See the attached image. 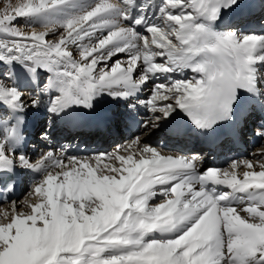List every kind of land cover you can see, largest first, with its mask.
Here are the masks:
<instances>
[{"label":"snow or ice","instance_id":"obj_1","mask_svg":"<svg viewBox=\"0 0 264 264\" xmlns=\"http://www.w3.org/2000/svg\"><path fill=\"white\" fill-rule=\"evenodd\" d=\"M260 3L0 0V264H264V123L225 168L145 139L182 135L183 116L237 140L264 113V31L240 26L264 27ZM104 97L123 111L99 115ZM77 109L98 132L141 135L78 156L40 129L45 150L28 154L30 114Z\"/></svg>","mask_w":264,"mask_h":264},{"label":"bare ground","instance_id":"obj_2","mask_svg":"<svg viewBox=\"0 0 264 264\" xmlns=\"http://www.w3.org/2000/svg\"><path fill=\"white\" fill-rule=\"evenodd\" d=\"M13 2H18V0H13ZM251 2L254 5V12L256 14H258L261 11L260 8V0H251ZM7 0H3V4H6ZM257 5H258V11H257ZM3 5L0 7V9H2ZM260 10V11H259ZM229 19V17H225V20L227 21ZM236 22V21H235ZM249 25V28H246L245 24ZM254 25V21H245L243 22L240 26L244 29V30H252V31H256V32H260V31H264V27H262L260 24H257L256 26ZM28 30H31L30 28H27ZM37 30L39 29V26H37ZM115 59V58H114ZM110 64L112 63L111 61L109 62ZM143 98V97H141ZM142 112V110H141ZM47 116L46 113H40V114H30V117H38V116ZM48 117V116H47ZM141 118H143L141 116ZM258 118L262 121H264V113L263 116L260 117L258 116ZM123 130L125 136L123 137V139L117 141L116 138L117 136L120 134V131ZM264 130V129H262ZM135 134V135H141L140 130H138L136 127H133L132 129H129L128 131L126 129H124V126L121 125L117 130H113L112 134L110 135V137L108 139L105 140L104 144L102 147H99L98 144H96L95 146L89 143H85L83 141H79V139L77 140H73L74 138H69L65 141L61 142H54L53 138L50 137V140L47 141V143L49 145H51L52 147H59L60 145H63L65 147H67L69 149V151L72 154L78 155V156H88V155H94L97 152H112L113 149L120 143H125L128 139L131 138V135ZM146 142H148L149 144H156L158 146H165V150L166 151H170V150H174V144L170 141V137H165L163 133L161 132H157L155 135L150 136V137H146ZM258 142V139L254 136V134L252 133V135H250V140L246 141L245 143V147L243 148L241 154L239 156H235L231 159L227 160H223L220 159L218 161H213L210 157L205 158V168L208 167H215V168H225L228 166L229 161H231L232 159H239V158H251L250 153H252L253 151H255L259 146L260 143H256ZM36 143V144H35ZM32 145V146H31ZM39 146V150H35L32 147L33 146ZM31 148L28 151V154L31 156L33 155V152H36V155H39V151H43L45 150V144L42 143L41 141H31L30 145ZM193 152V151H190ZM35 158V157H34ZM203 171V169H202ZM31 180L28 178H24V181L22 183V187L20 190V193L17 195L20 198H23L28 187L30 184ZM225 191H227V189H224Z\"/></svg>","mask_w":264,"mask_h":264},{"label":"rangeland","instance_id":"obj_3","mask_svg":"<svg viewBox=\"0 0 264 264\" xmlns=\"http://www.w3.org/2000/svg\"><path fill=\"white\" fill-rule=\"evenodd\" d=\"M2 5H3V4H0V7H1ZM260 8H262V5H260ZM260 12H261V11H260ZM19 23H20V26H21L22 29H24V30H28L27 28H29V27H28L27 25H25L23 21H20ZM122 132L124 133V131L121 130V131H120V134L117 136V138H116L117 141L123 139V138L120 137V135H122ZM260 142H261V140L258 139V142H256V143H260ZM89 144H90V143H89ZM21 190H22V189H21Z\"/></svg>","mask_w":264,"mask_h":264}]
</instances>
